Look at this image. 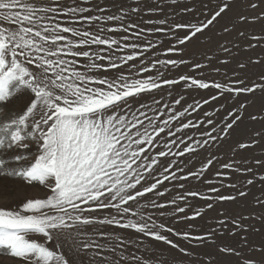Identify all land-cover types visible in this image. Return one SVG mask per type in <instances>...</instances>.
<instances>
[{
  "label": "snow or ice",
  "instance_id": "snow-or-ice-1",
  "mask_svg": "<svg viewBox=\"0 0 264 264\" xmlns=\"http://www.w3.org/2000/svg\"><path fill=\"white\" fill-rule=\"evenodd\" d=\"M0 181L35 190L3 194L0 264H264V211L185 230L264 186V0H0Z\"/></svg>",
  "mask_w": 264,
  "mask_h": 264
},
{
  "label": "rangeland",
  "instance_id": "rangeland-1",
  "mask_svg": "<svg viewBox=\"0 0 264 264\" xmlns=\"http://www.w3.org/2000/svg\"><path fill=\"white\" fill-rule=\"evenodd\" d=\"M129 2H131V0H129ZM258 27L259 26H257V30H258ZM157 38L160 40H164L165 43H164V45H158V48L153 50V51L163 52L164 49L169 45L167 44L166 38L162 34H156L155 36H149V39H152L154 42ZM229 39H233V40L236 39L235 33H233L232 37H229ZM189 52L192 53L191 58L193 60L200 59L202 61L205 49L202 48L198 42L193 41V43L191 45H189ZM207 54L213 55V56L223 55L221 53H218L214 47L212 48L211 51H208ZM146 55L151 56V53H146ZM159 58H165V57L160 56ZM181 71L184 73H187V74H193V73L189 72V70L187 68H182ZM205 72L207 73V70H205ZM171 75H173V76L176 75L175 71H173V73ZM257 97H259V93H257ZM188 102H191V101L189 100ZM221 103H223L222 100H218L216 102H213L215 107H219ZM177 107L179 108V106H177ZM259 107H260V104H259V100L257 99V103L255 105H253L252 107H250L248 109V111L253 113V114H256L259 110ZM204 110L212 111L213 105H205ZM195 115L196 114H193V117H189V118L190 119L194 118ZM201 115H202V113H201ZM214 119H218V117H214ZM260 127H261L260 123H253L250 120L246 119L244 124H242L236 130V132L233 134V136L230 139L233 141H235V140H245L246 141L247 136H248V131L252 128L258 129ZM192 131H195V130H192ZM189 134H191V132ZM197 138H199L198 133H197ZM221 143H222V146L220 148V155L223 157V160L221 161V162H223V161H226L230 158L231 153L228 150V145L223 144V142H221ZM213 151H215V149H213ZM243 154L246 156H249V157H251V156L259 157L262 154V152H261L260 148H254L253 150L245 152ZM206 156H207L206 152H201V154L195 158V161H194L195 166L199 167L200 163L204 162ZM217 169H219V164H216L210 170V172L207 174L208 177L212 178V179H216V177L214 176V172ZM240 179L242 180V177ZM237 182H240V181L237 180ZM186 188H189L191 190H197V189L205 190V186L202 184H199L196 181H189L186 184ZM176 191H177V189H174L172 195H174ZM180 191H182V190H180ZM5 192H9L11 195H16V194L34 195L35 194L34 189L24 190L20 186L16 185L14 182L0 181V202H2L3 194ZM251 192H252V195H250L246 200H240L239 202H236V203L218 205L216 209L207 211V213L203 219L198 218L195 222H193L196 225L195 228L185 229V230L192 231V232H194V234L202 233L203 230L206 229L210 223H215V220L219 218L218 217V211H220V210H224L227 213L234 215V216H240V215L259 216L261 214V212L264 210L260 209L255 204L254 197H260L261 194L264 193V186H261L260 184H256L255 186L252 187ZM194 203H196L198 206H203L204 202L199 201L197 199L194 201ZM249 223H252L256 228L261 229L260 232H252V233L248 234L250 241H252L255 244H259L261 242H264V227L261 226L259 221H254V220L250 219ZM181 227H184L183 222L181 224ZM181 243L184 246H188L187 242H181ZM218 243L229 244L232 246H238L239 245V237L234 238V237H229V236L225 235L221 240L218 241ZM190 250H193V249L190 248ZM193 251L194 252L198 251L201 254H203V253H214L216 251V249H215V247H207V248L196 249ZM165 254L168 255V253H165ZM200 258H205V257H203V256L198 257V256L194 255L193 257L187 258V260L189 262H191L195 259H200Z\"/></svg>",
  "mask_w": 264,
  "mask_h": 264
}]
</instances>
